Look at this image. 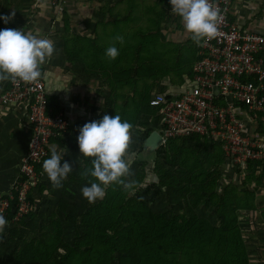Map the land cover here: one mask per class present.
Instances as JSON below:
<instances>
[{
	"label": "trees",
	"instance_id": "obj_1",
	"mask_svg": "<svg viewBox=\"0 0 264 264\" xmlns=\"http://www.w3.org/2000/svg\"><path fill=\"white\" fill-rule=\"evenodd\" d=\"M173 4L169 0L166 7L172 9ZM163 11L162 7L150 11V24ZM140 25L133 30L139 39L145 32ZM63 44L66 62L76 65L84 78L102 81L98 94L103 101L93 108L99 110L96 118L75 122L66 134L50 138L51 144L64 149L56 163L71 169L70 191L61 186L55 193L68 195V202L60 195L48 216L34 212L35 205L40 208L42 202L50 201L42 195L51 187L53 173L47 167L54 150L34 164L36 181L26 193L25 213L17 216L19 185L3 196L9 205L0 229V264H249L250 251L239 218L257 210L255 191L262 184L264 158L247 161V174L233 180L231 175H239L241 167L227 171L220 144L191 136L169 139L153 150L157 155L153 186H141L144 171L130 182L120 171L131 133L140 132L138 147L147 150L145 139L158 129L157 109L149 104L154 87L162 89L160 81L170 74L178 75L179 84L191 78V61L187 62L191 54L179 53L171 60L170 52L165 59L173 67L162 59L167 50L150 55L147 50H98L97 39L78 35L65 36ZM84 46L89 50H83ZM47 100L53 113L60 110L54 97L47 95ZM145 121L153 126L143 129ZM23 127L28 128V143L31 131L28 125ZM256 132L264 137V115L257 119ZM257 169H261L259 175ZM225 177L229 180L223 181ZM53 179L56 185L62 183L57 175ZM150 191H154L151 199L161 195L170 205L154 210L152 200L144 196ZM70 203L76 206L75 212L67 210ZM36 217L40 223L28 230ZM62 217L71 228L66 229ZM261 217L264 221V209ZM2 231L8 234L5 240ZM72 256L78 257L77 263Z\"/></svg>",
	"mask_w": 264,
	"mask_h": 264
},
{
	"label": "built area",
	"instance_id": "obj_2",
	"mask_svg": "<svg viewBox=\"0 0 264 264\" xmlns=\"http://www.w3.org/2000/svg\"><path fill=\"white\" fill-rule=\"evenodd\" d=\"M46 1L62 12L66 0ZM173 2L172 10L198 31L197 58L184 85L155 91L149 99L158 112L160 145L172 138H210L220 144L227 171L263 159L264 137L256 134V126L264 115V31L242 28L230 15L232 0ZM45 51L43 44L30 47L21 69L0 91V106L20 108L31 131L20 176L12 186H20L17 216L28 209L26 193L36 181L34 164L54 149L50 138L66 134L69 126L65 114L48 107L42 71L48 60ZM8 205L7 198L0 199V224Z\"/></svg>",
	"mask_w": 264,
	"mask_h": 264
},
{
	"label": "rangeland",
	"instance_id": "obj_3",
	"mask_svg": "<svg viewBox=\"0 0 264 264\" xmlns=\"http://www.w3.org/2000/svg\"><path fill=\"white\" fill-rule=\"evenodd\" d=\"M30 4L31 3L29 2V0H0V88L4 83L7 82L8 78L12 75L14 70L16 71L24 63V57H25L24 51L27 52V50H23V42L22 41L20 42L19 39L20 38L24 39L25 37L30 38L31 36L28 33L39 30L40 26H43L42 29L44 30V31L42 30L43 33L42 36L46 37L47 35L53 34L54 32V31H52L51 33L45 32L48 30L46 27L48 26L49 21L46 22L43 21L42 23L36 21L37 14L34 13L33 11H35V9L37 8H32ZM128 4L130 5V2H128ZM135 4L138 5L137 1H135ZM148 6L150 10L147 7H145L146 9L138 8V10L135 11L137 14H134L132 17L139 16L140 19H143L150 13V11H155L160 8L159 5H157V3L154 4L152 2H150ZM16 10L18 11L16 12ZM47 20H49V17ZM56 20L57 19L54 18L53 21H50L49 25L50 26H56V24L58 25V23H56ZM140 24H141L140 26H145L146 24L145 20L144 23H140ZM39 31H41V29ZM20 32H22V34H20ZM21 35H23V37ZM42 36H39V39L42 38ZM47 38L49 37H46V39ZM54 51L55 50H49V51L46 50L45 52L47 53H43L45 54L44 60L53 57L54 58L53 60L55 62H58L60 65L65 66L66 69L68 70L69 69L73 70L75 74L76 72L77 74H79V68H77L76 65L68 63L64 60L65 57H63L62 50L56 52L57 54ZM153 51L154 50H147L146 54L150 55L151 53L154 52L157 53L156 50L154 52ZM165 51L166 50H163V53ZM180 51H183L182 53L185 54L186 57H189L188 54L189 55L191 54L190 52H188V50L187 51L167 50L165 54L161 55L162 59L167 61L169 65L175 67L176 65L174 66L173 63L171 64V62H169V60L166 59L169 58V53L171 52L172 54L170 56V59L173 60L176 54L181 53ZM65 78H68V76ZM172 78L175 79V77ZM88 80H90V78H88ZM177 81L178 78L174 82ZM86 82L87 81L85 79L82 81L81 78L79 79V81L78 79L76 80L69 79L67 81L62 80V84L60 87L61 93L59 91V94L62 97L65 98L67 97V99L70 98V101L73 102L72 103L73 111L74 109H76V106H79V108L82 107V110L84 108H87L86 112L89 111V113L77 114L79 116L75 118L76 113H74L73 111L72 113L71 112L69 113L66 110H62V111L59 110L60 112L65 114V117L68 120L69 124L71 123L70 120H72L73 122L77 120H80V122L82 120L90 121V119L96 118L97 114L99 113L98 109L94 111L93 108H95L96 106L98 107L99 103L103 101L102 97L99 96L98 94V90L100 89L101 85H99V83L97 84V82L94 81L91 82L92 84L90 83L84 84ZM162 83H165V80H163ZM66 87L71 89L69 94H66L67 93L65 91ZM154 90L158 91L157 86L154 87ZM154 90L153 92H155ZM152 126L153 125L150 122L148 123L147 121H145L143 122L142 128L147 129ZM23 131H24V127L23 125H21V123L16 130H14L13 128L11 130L10 126L0 130V199H2L5 194L11 192L14 181H16L17 178L20 176L19 170H20L21 160L28 146L26 137L23 136ZM138 133L140 132L137 131L136 133V131L135 132L133 131L131 133L132 135L131 139L133 142L130 141V143L126 144L127 146L123 150L126 156L122 168L120 167L121 168L120 171H124L126 173L127 180L129 182L131 181V178L137 175L138 172L144 171V173H146V176L141 184V186H143L144 188L146 186H153L152 181L156 180L153 172L154 171L153 168L155 166L157 155L153 151H148L145 149L141 150L140 147H138L140 146L139 144L141 141V136ZM53 150L56 151L55 149ZM63 152H64L63 150H58V152H55V155L50 154L51 155L50 163L51 162L52 163L47 167V171L53 173L51 175L52 176L51 187L48 188L42 195L43 197L45 196L46 198H48L50 201L49 203H46V205L45 202H42V207L40 208L36 205L34 206V212H36L38 216L46 217L51 212H54L55 210L54 204L57 203L56 200H58V197L60 198L62 196L65 202H68V195H63L61 193L58 194V197L55 196L56 191H60L61 186L66 187L67 190L65 192L70 191V187L68 186L69 183L68 174L71 172V169L65 164L64 166L62 164L60 165L56 163V157L60 156ZM245 168H246L245 166L241 167L240 174L239 175L232 174L230 178H232L233 180L238 179L240 181L239 179L240 175L242 177L247 174V170ZM260 170L261 169H257L255 171V174L259 175V173H261ZM111 171L109 172L111 173ZM54 175L55 176L57 175L58 180H61L62 183H60L59 185L57 183L56 185L55 180L53 179ZM227 180H229V177L223 178V181H227ZM135 189H137V187ZM134 190H132L131 192L133 193ZM153 192L154 191H150V193L147 196L146 195L144 196L148 200H152L149 204L154 210L158 209L159 207L166 208V206L170 205V201L166 197H163L161 195H157L156 197L151 199ZM36 193H37L36 190H34L33 195L38 197ZM255 195H256L255 204L257 205V210L253 211L248 215L245 214L240 215L239 219L240 222L242 223L241 225L242 232L244 239L246 241L247 248L250 251L249 264H264V235L257 234V232H262V233L264 232V221L261 217V211L264 209V176L262 179V184L255 191ZM96 198H99V195ZM37 202H39V198H36V203ZM69 206L67 210L72 209L73 212L77 210L74 204L70 203ZM62 219H63L62 222L66 224L65 226L66 229L71 228L72 225L70 224V222L66 221L65 217H62ZM39 223L40 220H38V218L36 217L32 220L29 228L27 229L30 230V227H33L34 225H38ZM2 227L3 226L0 224V229ZM2 233H4L3 240H5L8 234L5 231H2ZM71 260L74 263H77L78 257L72 256Z\"/></svg>",
	"mask_w": 264,
	"mask_h": 264
},
{
	"label": "crops",
	"instance_id": "obj_4",
	"mask_svg": "<svg viewBox=\"0 0 264 264\" xmlns=\"http://www.w3.org/2000/svg\"><path fill=\"white\" fill-rule=\"evenodd\" d=\"M135 1H137L138 5L135 4ZM149 1L154 4L157 3L164 10L163 15L153 17L154 24H150L149 15L143 19H140L139 16L132 17L137 14L135 11L138 8H149ZM29 2L32 8H37L33 11L37 14L36 21H39V23L49 21L46 27L48 30L45 32H54L49 34L50 36L47 35L46 37H49L47 39L42 36L43 26H40L41 31L39 29L35 32H29L28 34L32 38L25 37L26 41L23 38L19 39L20 42H23V50H28L35 44H43L44 50H55L54 52L56 53L59 50H64L63 38L65 36L69 38L78 35L84 38L97 39L98 50H188L191 55L190 60L187 59V62L191 61V66H193L195 58H197L195 43L199 35L198 31L182 15L166 7L169 0H66L62 12H58L46 0H29ZM128 2H130V5ZM230 15L244 29L264 31V0H232ZM48 17L49 20H47ZM54 18L57 19L56 23L59 26L57 24L56 26L49 25ZM144 20L146 23L145 32L141 33L144 35H142L143 38L139 39L140 35L135 34L133 30L140 23H144ZM21 36L23 37V35ZM39 36H42V38L39 39ZM83 50L89 49L84 46ZM180 52L182 53L183 51ZM25 53L24 51V56ZM53 59V57H50L47 62L42 63L46 91L48 95L54 97L60 111L66 110L72 113L73 102L70 101V98L67 99V97H62L59 94L62 80L78 79L79 81L81 78L82 81L84 79L87 81L84 84H92L91 82L94 81L97 84L99 83V85H102V81L95 77H89L90 80H88V78H84L83 75L77 74V72L76 75L73 70L66 69L65 66L60 65ZM20 69L14 70L13 73L18 72ZM67 76L68 78H65ZM185 76L183 74V77ZM172 77H175V79ZM177 78L178 81L174 82ZM189 79V77H185L184 82L179 84L178 75H167L160 81L162 89H158V91L178 90L177 88L184 85ZM163 80H165V83H162ZM5 85L6 83L1 86L0 91L4 89ZM70 90V88L66 87V94H69ZM86 110L87 108L82 110V107L76 106L73 111L76 113L75 118L79 116L77 114L89 113ZM70 122V126L75 123L72 120ZM20 123L25 125L20 108H4L0 106V130L8 126L11 127V130L12 128L16 130ZM27 129L24 128V137L29 134ZM54 149L56 150L55 152H58V150L64 151V149L56 145Z\"/></svg>",
	"mask_w": 264,
	"mask_h": 264
},
{
	"label": "water",
	"instance_id": "obj_5",
	"mask_svg": "<svg viewBox=\"0 0 264 264\" xmlns=\"http://www.w3.org/2000/svg\"><path fill=\"white\" fill-rule=\"evenodd\" d=\"M161 142V136L156 130H153L149 133L147 138L144 141V145L147 150L153 151L155 150Z\"/></svg>",
	"mask_w": 264,
	"mask_h": 264
}]
</instances>
